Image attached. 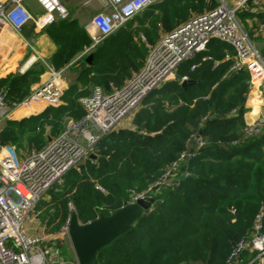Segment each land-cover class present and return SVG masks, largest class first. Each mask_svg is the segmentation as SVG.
I'll return each mask as SVG.
<instances>
[{
    "label": "trees",
    "instance_id": "trees-1",
    "mask_svg": "<svg viewBox=\"0 0 264 264\" xmlns=\"http://www.w3.org/2000/svg\"><path fill=\"white\" fill-rule=\"evenodd\" d=\"M218 3L156 2L76 60L93 43L85 25L72 19L48 26L45 32L57 46L49 60L51 67L69 66L78 71L77 79L64 91L59 105L6 120L0 125V142L16 147L25 142L29 151L43 148L48 137L63 130L66 118L85 115L82 99L90 93L89 84L107 92L121 88L143 67L148 44ZM253 4L248 0L237 13L250 37L258 29L257 21H264V11ZM233 52L230 44L210 40L194 60L177 68L175 79L146 96L127 126L101 138L94 148L97 158L68 170L61 190L35 208L45 233L59 235L69 216V202L82 224L101 213L109 215L130 199L132 190L142 192L159 180L181 153L194 152L180 162L166 184L151 191L160 203L98 251V264H226L237 242L254 232L256 215L264 206V134L245 136L242 111L249 73L229 71L232 61L224 58ZM46 69L37 60L24 73L0 76V91L6 92L10 104L20 102ZM184 76L196 82L183 87ZM48 127L50 133L44 137L40 130ZM253 256L243 250L241 264Z\"/></svg>",
    "mask_w": 264,
    "mask_h": 264
},
{
    "label": "built area",
    "instance_id": "built-area-1",
    "mask_svg": "<svg viewBox=\"0 0 264 264\" xmlns=\"http://www.w3.org/2000/svg\"><path fill=\"white\" fill-rule=\"evenodd\" d=\"M158 1L161 0H84L81 7L97 3L100 8L85 19L93 43L83 54ZM254 1L255 4L260 2ZM36 2L42 8L41 14H34L25 0H0V45L8 31L22 36L25 27L31 23L39 32L55 22L72 18L71 11L61 0ZM247 2L239 0L235 6H230L225 0H219L217 6L192 16L175 30L164 34L157 43L148 44L149 52L140 71L112 92L94 86L92 94L82 99L85 115L80 119L66 118L62 132L50 138L43 148L21 156L13 144L0 142V264H78L76 257L67 259L61 254L63 243L59 235L30 234L23 227L25 219L32 213L37 217L35 208L53 192L61 190L67 171L90 158L106 134L125 126L146 96L175 79L177 68L185 61L194 60L210 40L219 39L233 47L234 52L226 53L224 58L232 61L230 72L246 70L251 86L264 80V57L237 15ZM37 59L38 56H31L20 72H25ZM47 70L48 78L20 102L10 104L6 92L0 91V125L17 112L30 110L29 113L39 114L48 106L61 103L69 85L63 79L64 70L51 66ZM187 79L184 76L181 82ZM33 109L39 111L33 112ZM244 133L245 136L264 134V111L254 122L244 126ZM198 142L201 146L202 138L199 137ZM193 154L181 153L179 159L148 189L142 192L132 190L127 202L152 196L151 191L166 184L180 162ZM68 209L69 216L59 234H68L71 215L77 213L72 202H69ZM263 214L264 206L256 215L254 232L237 242L226 264H241L240 254L245 249L254 256L243 264H264Z\"/></svg>",
    "mask_w": 264,
    "mask_h": 264
},
{
    "label": "crops",
    "instance_id": "crops-1",
    "mask_svg": "<svg viewBox=\"0 0 264 264\" xmlns=\"http://www.w3.org/2000/svg\"><path fill=\"white\" fill-rule=\"evenodd\" d=\"M61 1L71 11V13H72L71 20L77 19L82 24H84L85 27H86L85 19L87 18V16L96 13V11L100 8L99 4H97V3L88 4L86 7L83 8V7H81V5L84 2V0H61ZM225 1L230 6H235L239 0H225ZM263 1L264 0H260L259 4H255V1L253 0V3H254L253 7H254V5L258 7V8L255 7L254 9L264 11ZM26 4L34 14H41L42 13V8L36 2V0H29L28 2H26ZM208 9H210V7H208L206 10H208ZM248 22L250 25H252V21L249 20ZM31 24L27 25L25 27V29L29 28L31 26ZM242 25H243V23H242ZM243 27L245 28L244 25H243ZM257 27H258V29L256 30L254 36H252L251 38L253 39V41L255 42L257 47L259 48L262 56L264 57V21L263 22L257 21ZM246 31L248 32L247 29H246ZM87 32H88V30H87ZM255 37H257L256 38L257 42L254 39ZM46 44H47V46H45ZM56 47H57L56 44L52 41L51 38L48 37L45 30L39 31V32L35 31V33H33L31 35V37H29V38L24 37L23 33H22V36H18V35L13 34L11 31H8V33L4 37L3 42L0 45V76L6 77L8 74H10L12 72H20V68L27 62V60L32 55L31 53H29V51H30L29 48L34 50L35 54H33V55L38 56L37 60H40L41 62H43L47 65L46 68L48 66H51L49 63V60H50L51 56L53 55L54 51L56 50ZM82 54L83 53L78 54L74 58V60L79 58ZM25 56H27L28 58L24 59ZM37 60H35V61H37ZM61 69L64 70L63 71V76H64L65 72L67 70H69L70 67L66 66V67H63ZM70 70H72V69H70ZM72 71L76 72V74L78 76L77 70H72ZM48 76H49L48 70L46 69L45 73H43L41 75V80L38 83L34 84L32 89L34 87H36L37 85H39L40 83L44 82L48 78ZM77 76L70 78L68 80H65L66 82L69 83L67 88H69V86L73 82L76 81ZM44 110L45 109H43L42 111H44ZM32 111L37 112L39 110L33 109ZM263 111H264V80L262 82L256 84V85H253V86L249 85V92H248L246 102H245V110L242 111V115L244 117L245 123L249 124V123L254 122L262 114ZM29 112H30V110L28 112H26V111L20 112V114H19V112H17L9 120H12V119L13 120H19V119H22L24 117H29L31 115L37 114V113H29ZM128 124H129V120L125 126H127ZM47 132L50 133V129ZM52 137H54V136L48 137V140ZM14 146L16 147V145H14ZM16 149H17V151H19L17 147H16ZM32 150H38V149L33 148ZM32 150L29 151L28 149H26L25 153H22L20 151H19V153L21 156H25V155L29 154ZM190 264H194V263H190Z\"/></svg>",
    "mask_w": 264,
    "mask_h": 264
},
{
    "label": "water",
    "instance_id": "water-1",
    "mask_svg": "<svg viewBox=\"0 0 264 264\" xmlns=\"http://www.w3.org/2000/svg\"><path fill=\"white\" fill-rule=\"evenodd\" d=\"M35 33V24L23 30L24 37H31ZM92 61V56L87 57V62ZM195 80H184L183 87L195 83ZM40 91V87H37ZM90 158H97L95 153ZM160 200L153 196L139 198L133 203L125 202L124 205L109 215L101 213L95 220L82 224L77 214L72 213L69 223L68 236L75 253L78 264H98L97 253L110 244L116 237L123 234L142 216L156 207Z\"/></svg>",
    "mask_w": 264,
    "mask_h": 264
},
{
    "label": "rangeland",
    "instance_id": "rangeland-1",
    "mask_svg": "<svg viewBox=\"0 0 264 264\" xmlns=\"http://www.w3.org/2000/svg\"><path fill=\"white\" fill-rule=\"evenodd\" d=\"M28 1L29 0H25V3L28 2ZM256 38L257 37H255L254 39L257 42V39ZM45 46H47V44ZM29 50H30L29 53L32 54L31 56H33V54H35L34 50L31 49V48H29ZM76 76H77L76 72H73L72 70L69 69V70H67L65 72V74L63 76V79L64 80H68V79L73 78V77H76ZM88 88H89V91H90L89 95H91L92 92H93L94 86L92 84H89ZM128 120H130V119H128ZM128 120H127V123H128ZM127 123L125 122V124H127ZM46 130L49 131V127L46 128V129L41 128V130H40V134H42L44 137H46V135L48 134V132ZM17 148L22 153H25L26 152V149H27L25 142H24V145L22 147H17ZM19 151H18V153H19ZM23 227L26 228L30 234H40L41 235V234H44L45 233V230H44L45 228H44V225H43L42 221H40L38 219V217H36L34 215V213H32V215H30L28 218L25 219V221L23 223ZM59 238L62 240V243H63V246H62V253H63V255H65L66 257H68L70 259L75 258V253H74V250L72 248V245H71V242H70V239H69L68 234H59ZM194 264H201V263L198 262V263H194Z\"/></svg>",
    "mask_w": 264,
    "mask_h": 264
},
{
    "label": "bare ground",
    "instance_id": "bare-ground-1",
    "mask_svg": "<svg viewBox=\"0 0 264 264\" xmlns=\"http://www.w3.org/2000/svg\"><path fill=\"white\" fill-rule=\"evenodd\" d=\"M159 2V1H158Z\"/></svg>",
    "mask_w": 264,
    "mask_h": 264
}]
</instances>
